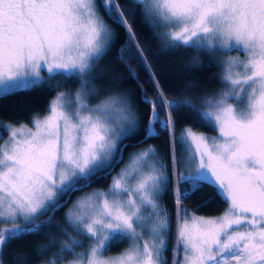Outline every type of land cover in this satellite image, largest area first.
I'll use <instances>...</instances> for the list:
<instances>
[{"label":"snow or ice","instance_id":"6c2138e0","mask_svg":"<svg viewBox=\"0 0 264 264\" xmlns=\"http://www.w3.org/2000/svg\"><path fill=\"white\" fill-rule=\"evenodd\" d=\"M136 3L166 29L163 36L174 47L243 53L223 61L225 87L205 99L206 111L168 100L154 74L156 99L142 97L150 108V128L161 123L158 108L189 107L218 132L207 137L186 127L177 141L171 111L162 122L173 129V144L182 145L186 163L195 167L191 176H177L176 204L191 195L181 182H210L228 205L214 218L177 212L171 264H264V0ZM100 6L124 27L149 67L116 0H101ZM111 42L96 0H0V98L44 83L42 73L49 81L60 77L79 83L75 91H59L31 127H12L0 144V257L16 239L59 228L51 217H41L55 216L65 197L89 187L98 174L110 175L123 159L124 141L135 134L137 117L125 95L111 89L98 94L92 80L99 77L90 75ZM59 86L49 85L53 91ZM155 155L154 149L135 154L107 190L88 193L68 208L66 222L88 245L77 252L83 241L64 231L57 258L47 264H169L164 253L170 223L159 204L168 177ZM124 241L123 251L105 255Z\"/></svg>","mask_w":264,"mask_h":264},{"label":"trees","instance_id":"16d2710c","mask_svg":"<svg viewBox=\"0 0 264 264\" xmlns=\"http://www.w3.org/2000/svg\"><path fill=\"white\" fill-rule=\"evenodd\" d=\"M96 2L99 15L112 33L113 42L92 72L94 77H99L94 79V88L101 95L108 93L110 89L125 94L130 101L132 112L137 117V129L134 135L124 141L126 146L123 150V159L115 164L110 175L101 173L94 176L89 187L72 193L70 199L64 198L67 203L55 213V216L49 212L42 216L41 220H48L51 217L53 225L61 223L63 209L73 197L86 190L106 188L111 175L124 162L127 155L139 147L150 146L155 150L156 157L162 155L161 162L166 167L168 177L167 190L162 193L159 204L166 210L169 218L168 248L164 255L171 264L172 250L175 247L177 212L186 211L189 216H217L225 209L226 203L210 182L192 186L188 182H181L179 187L187 190L191 195L182 200L179 206L176 204L174 190L177 187V176L191 173L194 166L186 163L182 145L178 142L173 144V129H166L162 122L166 119V113L171 111L177 141L186 127L209 136L215 132L208 120L199 119L196 112L189 107H179L176 110L158 108L161 123H156L150 128V108L142 101V97L146 93L149 100L156 99V89L153 87L150 75L154 74L168 100L176 101L178 104L186 102L203 111L205 99L225 87L220 78L221 68L217 54L216 51H201L193 47H174L173 42L163 36L166 29L152 22L150 17H146L142 12V6L138 5L136 0H116L120 10L125 13L127 23L131 25L136 42L143 49L149 66L145 67L124 27L115 23L113 18L105 13L104 8L100 6L101 0ZM112 17H115V12L112 13ZM129 69L134 73L135 79L130 75ZM57 83L60 86L53 91L49 85L55 87ZM77 86L79 83L75 79L61 80L60 77H55L49 81L46 76L44 83L40 85L18 90L14 94L0 98V142L5 138V126L30 125L36 114L45 112L49 101L57 92L73 91ZM173 155L177 160L175 166ZM47 229H42L40 234L26 235L12 241L3 249L1 257L3 264H18L20 259L25 264H35L38 259H25L24 256L31 255L37 249H41L44 253L55 250V245L47 244V237L43 233ZM124 243L112 247L108 253L119 252L125 246Z\"/></svg>","mask_w":264,"mask_h":264},{"label":"rangeland","instance_id":"374dc122","mask_svg":"<svg viewBox=\"0 0 264 264\" xmlns=\"http://www.w3.org/2000/svg\"><path fill=\"white\" fill-rule=\"evenodd\" d=\"M151 21L154 22L151 18ZM216 54H217V58H218V63H219V66L221 68V72H220V78L222 76V72H223V61L226 60L228 58V55L232 56V57H237V56H240L241 58H243V53L240 52V51H236V50H233L231 51L228 55H225L223 52L221 51H216ZM91 76L94 77V73H91L90 74ZM42 76L46 77L47 74L46 73H42ZM92 86L94 87V79L92 80ZM79 86H77L73 91H75ZM58 93V92H57ZM57 93L55 95H57ZM121 95H125L123 93H120ZM54 95V96H55ZM53 96V97H54ZM126 96V95H125ZM52 97V98H53ZM126 100H127V103L130 105V101L128 99V97L126 96ZM93 103H95V100H93ZM131 107V105H130ZM132 110V108H131ZM203 111H206V108L203 110ZM211 124L212 122L209 121ZM21 125V124H20ZM14 126H19V125H7L5 126L6 128V134H5V138L0 142V144H3L8 138H9V135H10V129ZM29 127H31L32 125H28ZM212 127H213V124H212ZM214 129V127H213ZM195 131V130H194ZM197 133H200V134H203L207 137H215L218 135V132L214 129V134L212 135H207L203 132H200V131H195ZM145 149H152L150 146H143V147H139L137 149H135L134 151H132L129 155H127V157L125 158L124 162L119 165V167L117 168L116 172H114L111 177H110V180L106 186V188H98V189H90V190H86V191H83L79 194H77L75 197H73L70 201V203L63 209V213H62V221L61 223H59L60 227L57 229H47L45 230V232L43 233H46L44 234L45 237H47V244H51L52 241H55V250L51 251V252H46L44 253L41 249H37L36 252L32 253L31 255H26L24 256L25 259H38V262L35 263V264H47V262L51 261L52 259H55L57 258V254L60 252V246L62 244V242L66 239V237L63 235V232L64 231H67L68 233L72 234L73 236H75L76 239H80L83 241V247H77L75 250L77 252L79 251H84L88 245V240L82 236H76L75 233L73 232V229L72 227L66 222L64 216H65V212L68 210V208H70L73 203L80 197L88 194V193H91V192H94V191H98V190H107L109 185L111 184L112 182V179L113 177H115L118 173L121 172V170L123 168H125L126 165L129 164L131 158L139 153L140 151L142 150H145ZM154 159H158L161 161L162 159V155L158 156V157H154ZM195 171V167H193V171L191 173H189L188 175L191 176L192 173ZM189 183V182H188ZM191 186L193 185V183H189ZM228 207V205L226 204V207L225 209ZM225 209L219 214L221 215ZM217 215V216H219ZM217 216H208L206 218H214V217H217ZM177 223H178V220H177V217H176V229H177ZM125 243V246L117 253H105V255H109V256H114V255H117L118 253H120L121 251H123L127 246H128V242L127 241H124ZM42 248V247H41ZM68 259H71V253H65L64 254ZM1 259V257H0ZM18 264H25L23 260H18ZM58 264H65V262H62V261H58Z\"/></svg>","mask_w":264,"mask_h":264}]
</instances>
